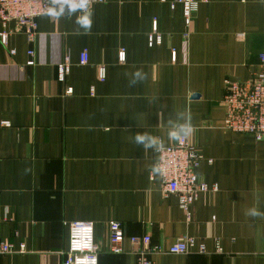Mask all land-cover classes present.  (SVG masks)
I'll return each instance as SVG.
<instances>
[{
	"label": "crops",
	"instance_id": "obj_1",
	"mask_svg": "<svg viewBox=\"0 0 264 264\" xmlns=\"http://www.w3.org/2000/svg\"><path fill=\"white\" fill-rule=\"evenodd\" d=\"M171 1L95 3L88 30L76 23L83 12L46 13L33 42L8 23L9 44L0 42V240L26 252L0 255V264H63L72 221L94 224L99 264H137L128 240L122 253L111 251V221L164 247L195 238L188 253L157 254L153 264H264V217L248 215L264 212V139L226 130L223 103L227 79L260 69L264 0H208L188 26ZM154 19L163 42L150 47ZM184 123L203 155L197 174L218 186L188 212L151 176L157 151L134 139L150 133L173 144L170 133Z\"/></svg>",
	"mask_w": 264,
	"mask_h": 264
},
{
	"label": "built area",
	"instance_id": "obj_2",
	"mask_svg": "<svg viewBox=\"0 0 264 264\" xmlns=\"http://www.w3.org/2000/svg\"><path fill=\"white\" fill-rule=\"evenodd\" d=\"M105 0H89L88 10L99 2ZM165 2L167 0H161ZM208 0H173L171 8L181 5L186 25H190L193 15L203 2ZM50 7L49 0H0V23L3 30L0 31V42L5 47L13 30L8 28V23L15 21L23 29L29 42H33L37 35L38 18L47 13ZM185 38L188 33L184 34ZM163 36L159 31L158 20L154 19L152 31L148 35L150 47L160 45ZM15 51L10 49V53ZM30 56L27 65H34V51H28ZM176 50H172V58L176 59ZM125 51H120L119 60L125 61ZM260 69L248 80L227 79L225 81V95L223 103L226 114L224 128L235 133H247L257 141L264 139V54L260 56ZM89 62L88 50L85 49L80 55V63ZM99 78L105 80V66H100ZM70 71V61L66 57L58 66V77L64 81ZM72 92L71 88L66 91ZM3 125L8 126V122ZM158 158L151 169V176L158 175L162 181L163 189L167 195H176L180 207L188 212L199 195L207 191H217L218 186L208 185L197 174V168L203 161V155L190 141L189 136L177 139L173 144H163V148L157 151ZM212 162V161H210ZM109 239L111 251L122 253L124 243L128 240L134 247L132 253L136 256L137 264H153V256L161 253L185 254L196 244L193 237L185 236L178 239L168 247L152 242L150 235L127 236L120 222L109 223ZM26 246L23 244L16 248L12 243L0 240V255L25 253ZM199 252H205V246H199ZM99 247L95 240L94 224L89 221H72L69 223V249L66 252L63 264H99Z\"/></svg>",
	"mask_w": 264,
	"mask_h": 264
},
{
	"label": "clouds",
	"instance_id": "obj_3",
	"mask_svg": "<svg viewBox=\"0 0 264 264\" xmlns=\"http://www.w3.org/2000/svg\"><path fill=\"white\" fill-rule=\"evenodd\" d=\"M49 3L50 7L47 10V15L61 17L66 12L69 16L77 12H83L84 15L77 17L76 23L86 30L91 28V13L87 11L89 0H49ZM139 75L140 74L137 73V77H139ZM191 131V125L189 123H184L174 135L170 133V136L174 139H180L188 136ZM134 139L135 143L142 146L144 149L159 151L163 148V142L159 141L150 133H137ZM248 215L252 217H264V212H260L259 210L253 208L249 210Z\"/></svg>",
	"mask_w": 264,
	"mask_h": 264
},
{
	"label": "water",
	"instance_id": "obj_4",
	"mask_svg": "<svg viewBox=\"0 0 264 264\" xmlns=\"http://www.w3.org/2000/svg\"><path fill=\"white\" fill-rule=\"evenodd\" d=\"M193 96L197 97L198 95L196 94V95H193Z\"/></svg>",
	"mask_w": 264,
	"mask_h": 264
}]
</instances>
